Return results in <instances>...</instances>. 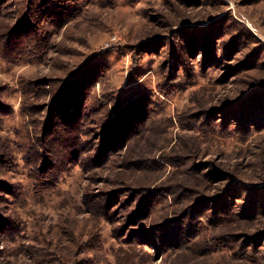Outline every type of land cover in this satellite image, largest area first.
<instances>
[{"label": "rangeland", "instance_id": "obj_1", "mask_svg": "<svg viewBox=\"0 0 264 264\" xmlns=\"http://www.w3.org/2000/svg\"><path fill=\"white\" fill-rule=\"evenodd\" d=\"M0 221V264H264V0H0Z\"/></svg>", "mask_w": 264, "mask_h": 264}, {"label": "trees", "instance_id": "obj_2", "mask_svg": "<svg viewBox=\"0 0 264 264\" xmlns=\"http://www.w3.org/2000/svg\"><path fill=\"white\" fill-rule=\"evenodd\" d=\"M80 113H82V112H80ZM80 115V114H79ZM2 221H0V223H1ZM4 222H2V224H3ZM6 223V222H5ZM7 225H10V223H8L7 222ZM11 231H12V229H11ZM8 232V231H7Z\"/></svg>", "mask_w": 264, "mask_h": 264}]
</instances>
